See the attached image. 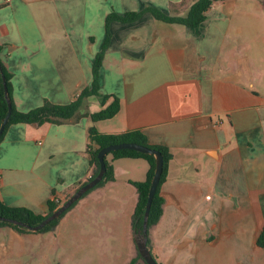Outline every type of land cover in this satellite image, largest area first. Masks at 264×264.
I'll return each instance as SVG.
<instances>
[{"label":"crops","instance_id":"0c3cea01","mask_svg":"<svg viewBox=\"0 0 264 264\" xmlns=\"http://www.w3.org/2000/svg\"><path fill=\"white\" fill-rule=\"evenodd\" d=\"M248 1H214L198 26L149 12L111 21L100 90L118 96L117 112L98 120L85 114L62 123H11L0 142V198L45 213L47 199H64L93 170L88 125L102 132L140 129L172 153L160 185L162 214L148 230L157 261L264 264L256 241L264 224V31L246 27L250 22L240 16L263 3ZM191 2L0 0V60L11 73L15 106L68 102L90 83L110 10L151 4L175 13ZM110 100L90 95L82 109L95 111ZM108 158L114 179L80 197L52 229L0 225V264L17 262L2 254L16 243L23 250L28 240L48 250L45 256L37 250L30 264H126L135 257L132 180L145 178L148 161Z\"/></svg>","mask_w":264,"mask_h":264},{"label":"trees","instance_id":"16d2710c","mask_svg":"<svg viewBox=\"0 0 264 264\" xmlns=\"http://www.w3.org/2000/svg\"><path fill=\"white\" fill-rule=\"evenodd\" d=\"M214 1L216 0H192V2L187 7L186 11L175 13L166 12L160 7L151 4H145L140 9H130L125 10L123 12L110 10L109 12H107L104 17L105 38L102 42L100 49L95 52L93 57L91 81L88 85L84 86L72 100L68 102L58 103L52 102L49 99H44L40 105L32 107L28 110L18 109L15 106L12 98V84L10 80L11 73L0 60V66L6 77V84L8 87V92L12 105L11 114L0 134V142L4 137V133L7 127L11 123L15 122H29L34 124H41L43 122L62 123L68 121H77L80 116L85 114H88L92 120L111 117L117 112L119 108V98L115 94L105 93L100 90V69L102 66L104 53L109 43L110 22L113 20H119L122 22L135 21L140 19L145 12H149L156 19L164 20L167 22L182 23L188 26H198L204 20L206 16V10L211 6ZM90 95H96L100 103L102 104H104L106 100L110 97L111 100L98 110L91 112L83 111L82 105L84 102V98ZM7 108L8 103L5 97L2 72L0 69V123L5 113L7 112ZM87 133L88 142L86 145V150L88 153L89 163L93 167V170L88 179L93 177L99 169V159L97 157V152L104 145L120 141H136L155 147L161 151L163 155V170L150 205L147 223L148 232L149 228L156 224L162 214L164 197L160 193V185L167 175L168 161L172 156L171 151L166 145L149 143L145 133L140 129H130L122 132H102L99 131L94 124H90L87 127ZM109 156L111 158H117L119 156H142L148 161L149 166L145 178L143 180H132V183L136 187L137 199L131 216V225L136 235V233L142 227L143 213L147 200L148 188L155 169V156L152 153L143 152L132 148H117L110 150L104 156L106 162V171L102 179L96 185L85 191L81 195V197L85 195L88 191H90L92 188L102 185L108 180L114 179L113 165L111 164L110 158H108ZM70 194L71 193H68L64 197V199H60L59 197L55 199L54 197H56V195L52 198L47 199V209L45 213L36 212L30 207L24 205H10L5 203L0 198V216L16 218L25 221L30 225H35L39 223L48 213L57 208ZM77 200H75L68 208H66L58 217L50 220L48 223L39 227L35 231L44 232L52 229L57 224L59 218L66 212V210L71 208L77 202ZM0 225H9L19 232H26L32 230L30 228H27L26 226L2 218H0ZM256 241L258 245L264 247V224L262 225V228L257 236ZM149 242V237H147L148 246ZM138 258L142 259L143 264H147L138 250L137 255L131 258L130 261H128L126 264H135Z\"/></svg>","mask_w":264,"mask_h":264},{"label":"water","instance_id":"95a60500","mask_svg":"<svg viewBox=\"0 0 264 264\" xmlns=\"http://www.w3.org/2000/svg\"><path fill=\"white\" fill-rule=\"evenodd\" d=\"M0 69L2 72L5 97L8 103L7 112L5 113L0 123V134H1L4 128V125L7 122L11 114L12 105H11V99H10L9 92H8V87L6 84V77L2 71L1 66H0ZM117 148H132V149H136L139 151L152 153L155 156V169H154V173L152 175L149 188H148L147 200H146L145 209L143 213L142 227L135 235V242H136V246H137L139 253L141 254L142 258L145 260L147 264H160L155 258V256L152 254L147 244V237H148L147 223H148V214H149L152 198L154 196L157 184L159 182V179H160V176L163 170V155L159 149L149 146L147 144L139 143L136 141H120V142L110 143V144L102 146L97 152V157L99 159V169L97 173L93 177L81 183L57 208H55L53 211L48 213L39 223L35 225H30L26 223L25 221H22L16 218L4 217V216H0V218L14 222V223L21 224L23 226H26L27 228L34 229V230L45 225L50 220L58 217L75 200L81 197V195L85 191H87L88 189L96 185L102 179L106 171V162H105L104 156L110 150L117 149Z\"/></svg>","mask_w":264,"mask_h":264},{"label":"rangeland","instance_id":"374dc122","mask_svg":"<svg viewBox=\"0 0 264 264\" xmlns=\"http://www.w3.org/2000/svg\"><path fill=\"white\" fill-rule=\"evenodd\" d=\"M239 3H252L248 0H240ZM260 3L262 4V9L258 10V9H253L251 7H248L246 11H244L243 13L240 14V16L243 17L244 21L247 22L249 21L250 24H245L246 27H251V29H253L254 27L259 30H263L264 31V23H258V24H254V19L256 18H261L264 22V0H261ZM248 11V12H247ZM259 47V46H257ZM261 55H264L261 54ZM10 245H8V248L6 250L5 253L2 254V256L8 257L9 259H14L17 260V262H11V263H7V264H30L27 263V259L32 258V256H34V253L37 250H40L43 254V256H45V254H47L48 250L46 248H42L41 242H31V241H27L26 242V246L23 247V250H20V248H22L20 245H18L16 243V246L14 247H9ZM33 248H32V247ZM30 248L32 249L31 252ZM36 259L33 258V261H35ZM6 264V263H3ZM52 264H57L54 259H52Z\"/></svg>","mask_w":264,"mask_h":264},{"label":"built area","instance_id":"2783aa9c","mask_svg":"<svg viewBox=\"0 0 264 264\" xmlns=\"http://www.w3.org/2000/svg\"><path fill=\"white\" fill-rule=\"evenodd\" d=\"M55 199L57 198V197H54Z\"/></svg>","mask_w":264,"mask_h":264}]
</instances>
